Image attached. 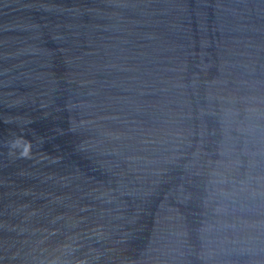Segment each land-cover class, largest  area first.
<instances>
[{
    "label": "water",
    "instance_id": "95a60500",
    "mask_svg": "<svg viewBox=\"0 0 264 264\" xmlns=\"http://www.w3.org/2000/svg\"><path fill=\"white\" fill-rule=\"evenodd\" d=\"M0 264H264V0H0Z\"/></svg>",
    "mask_w": 264,
    "mask_h": 264
}]
</instances>
